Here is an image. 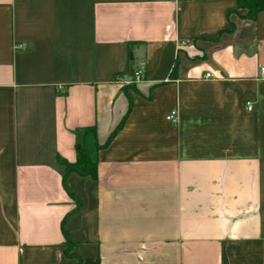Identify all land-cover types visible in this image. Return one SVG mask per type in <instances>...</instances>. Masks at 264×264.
<instances>
[{"label": "crops", "instance_id": "crops-1", "mask_svg": "<svg viewBox=\"0 0 264 264\" xmlns=\"http://www.w3.org/2000/svg\"><path fill=\"white\" fill-rule=\"evenodd\" d=\"M236 7L0 0V264H264V10ZM126 115L72 197L58 158Z\"/></svg>", "mask_w": 264, "mask_h": 264}, {"label": "trees", "instance_id": "trees-1", "mask_svg": "<svg viewBox=\"0 0 264 264\" xmlns=\"http://www.w3.org/2000/svg\"><path fill=\"white\" fill-rule=\"evenodd\" d=\"M239 9H245L246 13L242 15L245 18L256 19L259 12L264 10V0H237L236 11ZM127 115L120 121L116 128L111 132L109 138L104 144L99 143L98 133L96 126L86 127L80 140L77 145V158L75 161H68L64 158L59 157L58 161L61 165L64 166V175H63V184L69 194L74 197L73 193L68 187L67 178L71 173H77L83 176H91L92 178H97L98 171V154L99 151L107 147L117 132L125 124ZM69 214L66 215L62 221V230L66 238L67 250L69 251L73 245L72 240L70 239L69 233L66 228V221ZM91 262L87 260L84 264ZM82 264V263H79Z\"/></svg>", "mask_w": 264, "mask_h": 264}, {"label": "built area", "instance_id": "built-area-1", "mask_svg": "<svg viewBox=\"0 0 264 264\" xmlns=\"http://www.w3.org/2000/svg\"><path fill=\"white\" fill-rule=\"evenodd\" d=\"M262 71L264 72V67H262ZM211 74L210 73H206V77H210ZM142 77V71L141 70H137L134 72V76L132 79H129L128 82H133V81H137L140 80ZM117 80L119 81H124V78L122 77V75H118ZM246 107L248 110H253L254 108V103L252 101H248L246 102ZM167 119L170 121H176L177 120V110H172L168 115H167Z\"/></svg>", "mask_w": 264, "mask_h": 264}]
</instances>
